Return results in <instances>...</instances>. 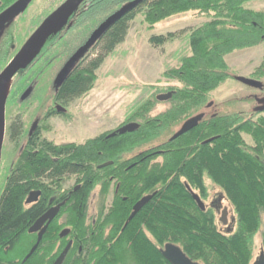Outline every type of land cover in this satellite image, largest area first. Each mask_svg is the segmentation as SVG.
<instances>
[{
  "label": "trees",
  "instance_id": "obj_1",
  "mask_svg": "<svg viewBox=\"0 0 264 264\" xmlns=\"http://www.w3.org/2000/svg\"><path fill=\"white\" fill-rule=\"evenodd\" d=\"M246 1L142 0L110 24L96 39L92 58L79 57L53 92V100L62 106L87 93L97 69L124 40L137 15L150 25L187 11L210 17L187 30L190 54L163 73L179 83L169 87L174 91L171 97L158 101L151 95L127 114L126 122L137 123L136 130L57 145L43 136L41 126L28 137L19 118L10 123L9 139L16 146L22 143L0 183V264H52L65 246L66 237L59 236L64 225L71 228L67 238L72 245L62 264H169L159 251L166 243L179 245L203 264H248L252 237L264 215V116L253 120L235 112L220 114L168 139L175 132L172 128L206 106L210 92L228 79L225 56L264 41V15L245 7ZM176 36L151 35L149 42L159 47ZM61 43L71 45L62 46V53L75 46L69 40ZM158 102L167 105L153 115ZM165 133L170 135L159 145L132 153ZM241 133L252 138L253 147L244 145ZM208 137L213 140L202 144ZM157 151H163L159 160ZM127 154L131 157L124 159ZM107 162L112 163L100 167ZM203 175L226 193L234 208L237 224L229 236L218 232L213 213L199 209L187 191L189 186L205 193ZM69 180L79 188H66ZM96 185L103 193L112 185L116 192L109 206L101 200L95 223L85 226L89 196ZM34 191L39 192L37 200L26 204ZM151 192L148 203L123 228L131 205ZM64 198L65 205L24 260L36 239L28 229L50 203Z\"/></svg>",
  "mask_w": 264,
  "mask_h": 264
},
{
  "label": "rangeland",
  "instance_id": "obj_2",
  "mask_svg": "<svg viewBox=\"0 0 264 264\" xmlns=\"http://www.w3.org/2000/svg\"><path fill=\"white\" fill-rule=\"evenodd\" d=\"M244 6L250 10L260 11L264 15V0H247ZM92 18L96 21L99 19L98 16ZM209 19L210 17L204 14L187 11L150 25L144 21L142 15H137L130 22L124 40L116 45L97 69L93 87L83 96L65 105V113L52 116L48 115V112L57 104L53 100V92L60 82L58 75L69 55L77 47H71L70 52L66 54H62L61 47L44 48V52L38 54L35 66L33 64L24 74L18 75L16 80L11 79L10 95L8 99V93L4 97L0 137V183L10 163L19 155V144L22 143L19 141L16 146L9 139L8 127L13 120L19 118L22 121L25 134L32 130L33 125L39 123L43 136L57 145L69 142L82 143L103 132L111 133L125 123L131 122H126V117L135 105L151 95L172 91L169 88L171 86H179L177 81L167 79L163 73L169 68L176 67L181 56L190 54L187 30ZM18 22L12 21V24L10 23L0 33V72L24 42V32L27 30L20 27ZM94 25L86 26L84 33L90 32ZM167 33H176L177 36L159 47L149 42L151 35ZM96 48L94 47L93 50L95 51ZM91 52L89 55L85 54L84 60L92 58L94 52ZM52 55L54 57L50 60L49 56ZM225 60L229 77L210 92L206 103V106H209L207 109L209 112L213 108L221 109L219 111L221 113L238 112L245 118L254 119L251 114L258 106L264 105V71L262 70L264 41L233 50L225 56ZM239 76L258 81L259 85L242 82ZM25 91L29 93L24 98ZM253 94L257 97L255 100L250 97ZM166 105L164 102H158L156 109L153 110L154 113L152 112L153 115L162 111ZM207 109L202 107L199 111L206 112ZM179 126L180 124L175 125L172 131H176ZM169 135L165 133L158 140L141 149H135L132 153L159 145ZM244 138L247 143H251L248 137ZM128 156L130 155H124L123 158L127 159ZM66 184L68 189L73 188L74 181L69 180ZM209 187L213 189L212 195L221 193L217 187L211 184ZM113 190L112 185L106 187V193H103L100 185L92 189L85 224L96 220L101 200L103 205L109 206ZM227 208L231 213L232 207L227 205ZM62 221L60 219L58 223L61 224ZM219 227L221 228L220 224ZM64 228L71 230L68 225L62 226L61 230ZM262 237L264 238V215L261 228L253 239L254 255L258 253ZM69 239L71 238L66 237L64 244Z\"/></svg>",
  "mask_w": 264,
  "mask_h": 264
},
{
  "label": "flooded vegetation",
  "instance_id": "obj_3",
  "mask_svg": "<svg viewBox=\"0 0 264 264\" xmlns=\"http://www.w3.org/2000/svg\"><path fill=\"white\" fill-rule=\"evenodd\" d=\"M66 0H30L26 5L25 7L20 10V11H14L10 14L9 17H7V19L5 20L4 24L1 26L0 28V33L3 31V29L8 26L12 21H19L18 22V25L22 28H24L25 30H27V32H24L25 34V37L23 39V43L22 45L28 40V38L32 35V33L38 28V26L44 21L45 18H47V16L49 14H51L56 8H58L62 3H64ZM131 1L133 0H83L78 6L77 8L72 12V14L65 20V23L63 25L60 26V28L52 33L45 41V43L43 44L42 46V49L40 50L39 53L41 52H44V48H47V47H51L53 46L54 48H57V47H65V46H71L70 44H63V43H60V41L62 42V40H69L72 42V44H74L77 48H75L71 55H69V57H71L75 51L84 46L88 41L89 39L91 38V36L93 35V33L98 29V27L106 21V19L113 15L114 13H116L122 6L130 3ZM20 2V0H0V16L6 11L8 10L9 8L13 7L16 3ZM95 14L96 16L99 17V19L96 21H92L89 23L90 20H93L92 19V16ZM24 20V21H23ZM23 21V22H22ZM22 22V23H21ZM96 23V24H95ZM12 24V23H11ZM15 24V23H14ZM95 24V25H94ZM93 29H90L91 31L88 33H84L85 32V29H86V26H93ZM110 26V25H109ZM108 26V27H109ZM107 27V28H108ZM105 28L101 33L100 35H98V37H96V39L100 38L102 33L107 29ZM32 30V31H31ZM31 31V32H30ZM88 33V34H87ZM28 34V35H27ZM20 39V37H18ZM96 39L93 41V43L90 45V47L84 52V55L83 57H85L87 54L89 55L91 51H93V49H91V47H97V42L98 40L96 41ZM57 40H60L59 42H56ZM21 45V46H22ZM21 48V47H20ZM19 48V49H20ZM91 49V50H90ZM19 51V50H18ZM17 51V52H18ZM70 52V51H69ZM69 52H66V53H69ZM66 53H62V54H66ZM87 53V54H86ZM86 54V55H85ZM16 55V54H15ZM14 55V56H15ZM13 56V57H14ZM38 56V55H37ZM36 56V58H37ZM12 57V58H13ZM54 57V55L52 56H49V59L51 60L52 58ZM68 57V59H69ZM82 57V56H81ZM11 58V59H12ZM34 58L24 69H20L12 78H15L16 80V77L18 75H21V74H24L28 68H30L33 64L34 66L36 65L37 63V59ZM10 59V60H11ZM9 60V61H10ZM4 68V67H3ZM35 69H33L34 71ZM2 71V70H1ZM14 80V81H15ZM33 81V80H31ZM32 84V82H31ZM13 87V85H12ZM12 89V88H11ZM11 89H10V92H11ZM29 93V92H28ZM10 95V93H9ZM8 95V97H9ZM28 94L25 96L27 97ZM7 97V99H8ZM24 97V98H25ZM250 97L254 98V100L257 98L256 95H251ZM61 105V104H60ZM59 106V104L57 103L55 106H54V109H52L53 111H55V114L58 115V114H63L65 113L64 112H58L57 111V107ZM264 105H261V106H258L254 113H252L251 115H253L254 117L255 116H261L263 113H264V109L262 108ZM61 107L64 108V106L61 105ZM60 107V108H61ZM205 109L209 108V106L207 105L206 107L204 106ZM221 109H218V108H213V110H210L209 112V109L206 110V112L204 111H198L196 113H194L192 116L194 115H197V114H202V118L200 119L199 123L193 127L192 129L196 128V127H199L200 124L203 122V121H206L207 123H209L214 117L220 115V114H227V113H232V112H224V113H221L219 112ZM51 111V110H50ZM228 111H230V109H228ZM235 113H238V112H235ZM241 115V113H238ZM52 116V115H50ZM49 116V117H50ZM264 116V115H263ZM191 117V116H190ZM255 120V118L253 119ZM184 122V121H183ZM182 122V123H183ZM182 123L180 124V126L177 128V130L181 127ZM39 126V123L35 124V126L33 125V128L32 130L27 133V136L30 137V135L32 134V132L38 128ZM190 129V130H192ZM176 130V131H177ZM175 131V132H176ZM174 132V133H175ZM173 133V134H174ZM172 134V135H173ZM108 135V134H107ZM117 135V134H116ZM115 136V135H114ZM108 137H113V136H108ZM171 137L170 136L168 139L171 140ZM241 137L243 139V142H244V145L248 148L250 147H253V140L252 138L247 135V134H244V133H241ZM244 137H248L250 142L251 143H247L245 141V138ZM213 140L212 137H208L206 138L203 142H201L202 144H205V143H209ZM163 151H157V159L161 158L162 156L160 155ZM140 153V152H138ZM131 157V155H130ZM145 157L141 158V160H144ZM158 159V160H159ZM112 163V162H111ZM117 166V165H116ZM133 168V167H131ZM130 168V169H131ZM202 181H203V185H204V188H205V193H199V190L197 189H192L190 188L189 186L187 188V191L188 193L190 194L191 196V192L192 191L193 193L197 194L198 197L200 198V200L203 202L206 210H210L213 215L215 216L216 218V221L218 222L217 223V228H218V232H220L222 235H225V236H229V234H231L233 231H235L236 229V224H237V216L235 214V211H234V208L230 202V200L228 199L226 193L219 187L217 186L214 182H212L209 177H207V175H203L202 177ZM186 183V182H185ZM213 185L215 187H217L221 193L219 194H214L212 195V188H210L209 186ZM188 185V184H187ZM67 188V185L65 186ZM73 188H74V191L77 190L79 188V185H73ZM188 188L190 189V191L188 190ZM115 192H116V189H115ZM113 191V194L115 193ZM152 193L154 192H151V193H147L145 195H142L139 199H137L130 207V210H129V214L126 218V220L128 219L129 215L131 214L132 212V207L133 205L139 201L143 196H147V195H151ZM192 198V196H191ZM150 200V199H149ZM193 200V198H192ZM194 201V200H193ZM208 201V202H206ZM61 202H64L63 205L60 206V209L62 206L65 205L66 203V198H64L62 201L58 202V203H55V204H52L50 203V205H48V207L46 208V210L41 214L43 215L49 208L53 207V206H56V205H60ZM111 202H112V199H111ZM195 202V201H194ZM148 203V202H147ZM146 203V204H147ZM32 204V203H31ZM145 204V205H146ZM196 204V203H195ZM144 205V206H145ZM227 205H230L232 207V210H231V213H230V209L227 208ZM143 208V207H142ZM141 208V209H142ZM59 209V210H60ZM140 209V210H141ZM224 209L226 210L225 212V220H226V224H223L220 220L221 218L223 217L222 216V213L224 211ZM139 210V211H140ZM139 211L133 216V218L139 213ZM40 215V216H41ZM58 215V213H57ZM56 215V216H57ZM39 216V217H40ZM55 216V217H56ZM38 217V218H39ZM54 217V219H55ZM37 218V219H38ZM132 218V219H133ZM36 219V220H37ZM53 219V220H54ZM131 219V220H132ZM52 220V221H53ZM126 220L123 224V228L126 226ZM130 220V221H131ZM51 221V222H52ZM130 221H128L127 223H129ZM50 222V223H51ZM49 223V224H50ZM95 223V220L94 222ZM219 224L221 225V228L219 227ZM85 226H87L88 224H85ZM260 230V229H259ZM258 230V231H259ZM258 231L253 235L252 237V241H251V254H250V259L248 261V264H260V258L263 256L264 257V238L262 237L261 238V243H260V246H259V250H258V253L256 255L253 254V239L255 238V235L258 233ZM46 232V231H45ZM37 233L38 232H35L34 235L37 239ZM44 235V234H43ZM43 237V236H42ZM36 239H35V242H36ZM179 246V245H178ZM160 251V250H159ZM188 256V255H187ZM189 258L193 261H196L200 264H203L201 261L199 260H194L193 258H191L189 256ZM263 264H264V260H263Z\"/></svg>",
  "mask_w": 264,
  "mask_h": 264
},
{
  "label": "water",
  "instance_id": "obj_4",
  "mask_svg": "<svg viewBox=\"0 0 264 264\" xmlns=\"http://www.w3.org/2000/svg\"><path fill=\"white\" fill-rule=\"evenodd\" d=\"M30 0H20V2L16 3L13 7L6 10L1 16H0V28L4 24L7 17L10 16V14L14 11H20L22 10L25 5ZM83 0H66L64 3H62L58 8H56L51 14L47 16V18L44 19V21L38 26V28L32 33V35L28 38V40L21 46L19 51L16 53V55L8 62V64L3 68V70L0 72V90L4 86V84L10 80L20 69H24L37 55L43 44L45 43L46 39L54 32H56L61 25L65 23V20L72 14V12L77 8V6L82 2ZM142 0H134L130 2L129 4L123 6L117 13L110 16L102 25L98 27V29L93 33L89 41L85 44L84 47L79 49L74 56L65 64V66L60 71L58 78L61 81H63L68 74L71 66L73 63L78 59V57L81 55V53L100 35V33L107 28L115 19H117L120 15H122L126 10L132 8L133 6L140 3ZM240 81L245 83H251L255 85H259L258 81H254L252 79H247L243 77H239ZM28 94V91H25L23 94V97H25ZM172 95V92L167 93H161L156 96V99L158 101H166L168 100ZM4 97L0 98V137L2 136V109L4 104ZM264 109V106L262 107ZM57 111L64 112V108H60V106L57 107ZM202 118V114H197L192 117H189L186 119L181 127L172 135L171 140L177 138L178 136L186 133L193 127H195L200 119ZM138 128V124L136 123H127L121 127H119L117 130L109 134V136H114L116 134H124L126 132H132ZM111 164V162H107L102 164L100 167L106 166ZM190 191V189L188 188ZM191 192V196L193 200L195 201L196 205L199 209L204 210L205 206L203 202L200 200L197 194ZM38 192H32L29 194V196L26 199V204H30L34 202L38 197ZM151 195L143 196L139 201H137L133 207L132 212L129 215L128 219L126 220V224L128 221H130L133 216L149 201ZM64 202H61L60 205L53 206L49 208L43 215H41L28 229V232L31 233H37V239L34 245L30 248L29 252L24 257V260H26L37 248L39 242L41 241V238L43 234L45 233L49 223L54 219V217L59 212L60 206L63 205ZM225 212L224 209L222 213L221 222L223 224H226L225 220ZM125 224V225H126ZM69 233V229H63L59 233V236L61 238L67 236ZM72 241L69 240L67 244L64 246L62 251L59 253V255L55 258L52 264H62L66 255L68 254V251L71 247ZM161 255L168 261L169 264H200L196 261H193L187 256L184 251L181 249L180 246L173 243H166L162 248L159 249ZM264 257L262 256L260 258V264H263Z\"/></svg>",
  "mask_w": 264,
  "mask_h": 264
},
{
  "label": "bare ground",
  "instance_id": "obj_5",
  "mask_svg": "<svg viewBox=\"0 0 264 264\" xmlns=\"http://www.w3.org/2000/svg\"><path fill=\"white\" fill-rule=\"evenodd\" d=\"M9 86H10V80H8V81L4 84V86L2 87V89L0 90V98L3 97V96H5V94H6L7 91H8ZM103 133H104V132H103ZM103 133H101V134H103ZM101 134H99V135H101Z\"/></svg>",
  "mask_w": 264,
  "mask_h": 264
}]
</instances>
